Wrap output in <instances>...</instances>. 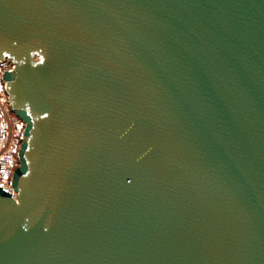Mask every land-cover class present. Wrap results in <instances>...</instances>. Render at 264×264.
Listing matches in <instances>:
<instances>
[{"label":"water","instance_id":"obj_1","mask_svg":"<svg viewBox=\"0 0 264 264\" xmlns=\"http://www.w3.org/2000/svg\"><path fill=\"white\" fill-rule=\"evenodd\" d=\"M4 59L0 264H264V0H0Z\"/></svg>","mask_w":264,"mask_h":264},{"label":"built area","instance_id":"obj_2","mask_svg":"<svg viewBox=\"0 0 264 264\" xmlns=\"http://www.w3.org/2000/svg\"><path fill=\"white\" fill-rule=\"evenodd\" d=\"M12 63L9 59L0 61V71L10 70ZM24 122L11 113L4 86L0 76V185L2 189L11 193L10 177L18 166V150L22 140Z\"/></svg>","mask_w":264,"mask_h":264}]
</instances>
